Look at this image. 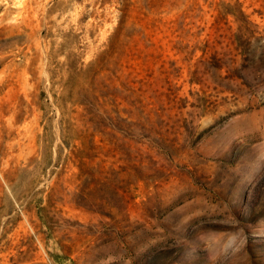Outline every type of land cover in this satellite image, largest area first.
<instances>
[{
    "label": "rangeland",
    "instance_id": "rangeland-1",
    "mask_svg": "<svg viewBox=\"0 0 264 264\" xmlns=\"http://www.w3.org/2000/svg\"><path fill=\"white\" fill-rule=\"evenodd\" d=\"M0 264H264V0H0Z\"/></svg>",
    "mask_w": 264,
    "mask_h": 264
},
{
    "label": "trees",
    "instance_id": "trees-1",
    "mask_svg": "<svg viewBox=\"0 0 264 264\" xmlns=\"http://www.w3.org/2000/svg\"><path fill=\"white\" fill-rule=\"evenodd\" d=\"M128 8H129L128 4L126 2H122L121 8H120V11H121L120 18H119L118 24L115 29L117 32H119L123 26L124 19H125Z\"/></svg>",
    "mask_w": 264,
    "mask_h": 264
}]
</instances>
